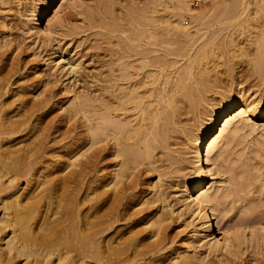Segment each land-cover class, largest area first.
Here are the masks:
<instances>
[{
  "label": "bare ground",
  "instance_id": "1",
  "mask_svg": "<svg viewBox=\"0 0 264 264\" xmlns=\"http://www.w3.org/2000/svg\"><path fill=\"white\" fill-rule=\"evenodd\" d=\"M117 1L0 0V264H264V205L229 215L232 183L248 185L236 172L217 180L235 141L258 131L264 151V0H206L208 10L175 0L156 32L141 27L152 0L123 14ZM212 9L217 25L252 30L263 18L241 68L207 64L221 36L202 27ZM113 30L107 62L96 49ZM158 66L170 72L148 87ZM55 112L80 116L82 130L59 131ZM186 213L187 246L172 245L170 220Z\"/></svg>",
  "mask_w": 264,
  "mask_h": 264
},
{
  "label": "rangeland",
  "instance_id": "2",
  "mask_svg": "<svg viewBox=\"0 0 264 264\" xmlns=\"http://www.w3.org/2000/svg\"><path fill=\"white\" fill-rule=\"evenodd\" d=\"M142 1L143 0H118L115 3V6L117 8V13L120 12L121 10H122L121 13L122 14L124 13L125 9L122 6L127 8L130 6V3H131V6L134 5V3L137 5L138 4L141 5L144 3ZM154 1L155 0L151 1V3L153 4V5L151 4L152 5L151 7L155 6V8H152L153 13H152V11H150L151 13L148 12L149 14L146 13L148 15V18L152 17L151 21L149 19L148 20L146 19L147 22L150 21V23L148 22L149 24H147V26L145 24H143V25H141V27H142V29H144V28L147 29V27L150 29L151 27H153L152 30L151 29L150 30L153 32H156V31H160L162 29V27H164V25H166V23H167L166 20L171 15V9H172V6L174 5L173 3L175 2V0H167V1H165V0L160 1L159 0V2H158V0H156L155 2ZM196 1H198V0H191V4L194 8L200 9L206 5L207 8L206 7H204V8L208 10V8L211 6V3L206 1V0H200L198 3ZM128 4H129V6H128ZM212 11H213V9L209 13V15L211 16L210 22L203 25L202 26L203 29L206 30L207 33H210L211 31L213 32V31L220 28L221 36H219L217 33L216 36L218 35V37H219L217 40L220 39L219 41L221 42L224 39L226 40V39H233L234 38L233 39L234 42H233V46L232 45L229 46L231 48L224 46V44L222 42H221V44H220V42L219 43L217 42V44H216L217 48L215 49V51H216L215 55L216 56L214 55L213 57H210L207 60V64L212 65V66L214 64H228V63L229 64H241V65H238V66H240V68L244 64H248V59L250 57L248 54L250 52H252V48L254 47V44H252V42H251V38L255 37V34L258 31H260V27L263 24V20H262L263 18L261 20L260 19L258 20V23L253 27V29L251 26L252 30H248V27L247 28L244 26L241 27L239 25L238 21L235 20L236 23H234L233 19L232 20L230 19V23H231L230 27L228 26V23H225L222 25H219V24L217 25L214 22L215 21L214 17L216 16V13H215V11L214 12H212ZM121 13H118V14H121ZM183 18H184V24L185 25H187L188 27H191L193 25V20L189 15H184ZM244 24H247V22H245ZM139 28H140V26H139ZM114 31L115 30L110 31L111 33L109 31H107L106 32L107 36L103 37L105 39L103 40V38H102L103 43L101 41L99 43V44H101V46H99V48L96 49V51L101 56L103 55V59L106 61L111 56L108 54H110V52H112V50L113 51L116 50V47H118L117 42H115V41H118V38L116 37V35H118L119 32H117V31L114 32ZM112 32H114L113 35H111ZM197 39H199V40L188 42V45L186 46V48L189 49L190 47L193 48L194 46H196L195 43L196 42L198 43L201 41L200 36L197 37ZM151 42H153L151 45L152 48L156 49V50H159V49L161 50L162 48H166L167 50H171V49L176 47L175 43H171V42H167V43L162 42L161 43L160 41H158V46L156 45L157 41L151 39ZM102 46H103V48H102ZM155 46L158 49L155 48ZM161 46H162V48H161ZM188 46H189V48H188ZM100 47H101V49H100ZM226 48H227V51H226ZM223 49H225V50H223ZM108 51H110V52H108ZM161 51H159V52L155 51L153 53L157 54V53H160ZM29 52L30 51L28 50L25 53V55L27 56L29 54ZM28 58H35V56L31 55ZM185 58H186L185 56L184 57H178L177 60H179V61L177 64H181L182 62H184V60L186 61ZM225 59L228 60V62H226ZM98 63L99 62L93 61V60L85 62V64L91 68H95L94 66H96L97 68L94 69L96 71H102V70H105V68H107L108 64H98ZM149 68L150 67H145L144 69H142L141 72L143 74H147L146 71ZM164 72H170V68L167 66V67L162 69V68H160V66H158V68L152 72V73L159 75L158 78L154 79V81L147 86L148 87L159 86L160 83L164 79V77L162 75ZM149 78L147 77L148 80H149ZM250 83H252V82L248 81V82H244L242 85H250ZM143 88H145V87H141L140 89H143ZM253 89H257L256 85L251 86L250 92H252ZM149 98H152V97H149ZM61 112L62 111H60L59 114H61ZM188 114L186 115V113H185V114H183L184 116L182 115L181 117H183V119H185V117L189 116ZM51 115L52 116H50V118H54L56 120V123L59 126V131L61 130V132H64V131L66 132L67 130H73V129H75L77 132L82 130V126H81L82 118L80 116H76L73 119H71L69 122H67L64 120L61 121V119L58 118V117H60V115H57V112H55ZM258 122L264 123V118L259 119ZM78 136H80L79 133H77L76 137H78ZM258 137H261L260 133L258 131H255V132L251 133L250 135L246 136L244 139L242 138L243 140L240 138L239 140L235 141L232 145H230L229 152L226 155H224L222 158L223 169L226 172L218 175L217 180L220 183L221 182L230 183L231 182L230 180H232V177H231L232 173L235 174V172H236V174L238 173L237 175L239 176V178L241 180H243L245 183H247V185H248L246 187L247 192H246V190H242L240 192H237V186H236L237 183L236 182L232 183L233 185L231 186V189H233V191L231 192V195H229L226 198V206L229 209V215H231V214L233 215V213H235L238 210V208H241L245 205H248L251 202H261V204L264 205V203H263L264 202L263 201L264 200V151L258 150L256 147L255 141ZM179 139L181 140V138H178L177 140L180 141ZM65 141H66V139L61 140V143L65 142ZM180 145L182 147L183 144H180ZM158 155H161V152ZM230 162L232 164L231 166H232V170H234V172L228 171L226 169V165H228ZM244 163H247L249 166H244ZM243 166H244V168H243ZM251 174H253V175L251 176ZM171 178H172V180H176V179L180 180V179H178V178H180L179 176H173ZM221 180H223V181H221ZM172 195H173L171 197L172 198L171 199L172 204L175 203L174 207L176 209V212H178L179 210H181L182 207L180 206V204L178 203V201L176 199L177 195L174 193ZM176 217L177 216L175 215V217L173 216L172 219L170 220L171 225H170L169 230H170L171 236H173L172 238L174 240L172 245L183 244L182 246L185 247V246H187V242L185 241V239H186V237L188 238V233H189L188 231L191 228L190 226L186 225L185 219L191 220L194 218V215H191V213H188V214L186 213L185 215H182L178 218H176ZM203 248L204 247H202L200 249L203 250ZM253 249H254L253 247H250L249 250H246L244 252L242 257H245V259H247V257L249 258L250 255L253 253ZM242 263H244V262H242Z\"/></svg>",
  "mask_w": 264,
  "mask_h": 264
},
{
  "label": "snow or ice",
  "instance_id": "3",
  "mask_svg": "<svg viewBox=\"0 0 264 264\" xmlns=\"http://www.w3.org/2000/svg\"><path fill=\"white\" fill-rule=\"evenodd\" d=\"M237 232H240V231H245L244 229H237L236 230ZM233 233H226V235H229V236H231Z\"/></svg>",
  "mask_w": 264,
  "mask_h": 264
},
{
  "label": "built area",
  "instance_id": "4",
  "mask_svg": "<svg viewBox=\"0 0 264 264\" xmlns=\"http://www.w3.org/2000/svg\"><path fill=\"white\" fill-rule=\"evenodd\" d=\"M200 0L196 1L197 3L199 2Z\"/></svg>",
  "mask_w": 264,
  "mask_h": 264
}]
</instances>
